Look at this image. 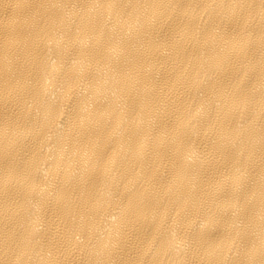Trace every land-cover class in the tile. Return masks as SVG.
<instances>
[{
  "label": "bare ground",
  "instance_id": "obj_1",
  "mask_svg": "<svg viewBox=\"0 0 264 264\" xmlns=\"http://www.w3.org/2000/svg\"><path fill=\"white\" fill-rule=\"evenodd\" d=\"M0 264H264V0H0Z\"/></svg>",
  "mask_w": 264,
  "mask_h": 264
}]
</instances>
